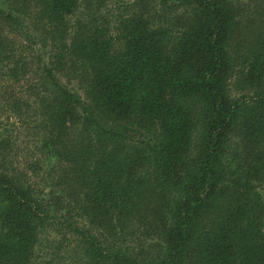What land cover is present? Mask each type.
<instances>
[{"label":"trees","instance_id":"16d2710c","mask_svg":"<svg viewBox=\"0 0 264 264\" xmlns=\"http://www.w3.org/2000/svg\"><path fill=\"white\" fill-rule=\"evenodd\" d=\"M104 3L0 0V264H264V0Z\"/></svg>","mask_w":264,"mask_h":264},{"label":"rangeland","instance_id":"374dc122","mask_svg":"<svg viewBox=\"0 0 264 264\" xmlns=\"http://www.w3.org/2000/svg\"><path fill=\"white\" fill-rule=\"evenodd\" d=\"M127 1L128 0H105L104 10L106 12H111L114 5L119 8L123 3H126ZM132 1H135L136 3L139 2V0ZM159 1L160 0H154L155 3ZM147 5L148 8L152 6L150 2H148ZM155 10H160V8L156 7ZM151 11H154V9H152ZM113 41L114 49L119 50L122 44L117 39H114V36ZM63 81L68 87L70 86L74 88V90H77V92L81 95V99L87 106L91 105V99L89 97H86L87 95L85 93V87H82L83 84L80 81L78 82L77 80L73 79L68 80L66 77L63 78ZM248 91V87L235 88V90L232 91V94H247ZM158 134L159 129L156 123H150L146 128H138L135 124L131 123L128 126V136L132 137L131 139L134 142L132 144L136 146L137 149H141L146 144V142L156 139ZM127 144L129 145L131 144V142H128ZM261 194L264 196V186L261 188ZM56 222L50 224V226L43 230L41 237L37 243L34 258L31 264L81 263V243L79 241L78 235L74 234L71 230L63 228V225H59Z\"/></svg>","mask_w":264,"mask_h":264}]
</instances>
